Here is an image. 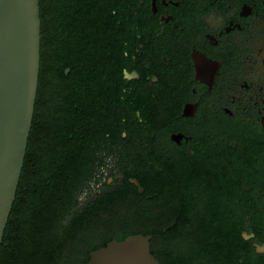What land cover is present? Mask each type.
I'll list each match as a JSON object with an SVG mask.
<instances>
[{
  "label": "flooded vegetation",
  "instance_id": "1",
  "mask_svg": "<svg viewBox=\"0 0 264 264\" xmlns=\"http://www.w3.org/2000/svg\"><path fill=\"white\" fill-rule=\"evenodd\" d=\"M42 28L30 195L69 182L47 208L85 227L179 259L207 226L202 256L264 264V0H44Z\"/></svg>",
  "mask_w": 264,
  "mask_h": 264
},
{
  "label": "water",
  "instance_id": "2",
  "mask_svg": "<svg viewBox=\"0 0 264 264\" xmlns=\"http://www.w3.org/2000/svg\"><path fill=\"white\" fill-rule=\"evenodd\" d=\"M40 0H0V245L17 197L41 70ZM151 235L112 241L87 264H161Z\"/></svg>",
  "mask_w": 264,
  "mask_h": 264
},
{
  "label": "trees",
  "instance_id": "3",
  "mask_svg": "<svg viewBox=\"0 0 264 264\" xmlns=\"http://www.w3.org/2000/svg\"><path fill=\"white\" fill-rule=\"evenodd\" d=\"M40 7L43 23L44 0H40ZM43 66L44 50L41 46V69ZM29 173L30 164L27 154L16 201L0 245V264H87L92 252L107 246L112 241H123L137 234L147 236L150 233L146 228L136 226L94 228L99 230L101 235L103 234L102 240L97 245L84 248L87 239L97 237V234L92 231L93 228L81 224L82 218L79 219L80 215L78 216L76 211H70V194L62 197L66 200L64 201L66 206L62 210L55 207L50 211L47 208L55 204V195L50 193H56L54 190L49 193L47 188L61 189L65 184L60 186L59 183L54 182L47 187L44 181L39 180L36 191L38 196L33 198L29 189L34 179ZM67 184L68 186H65L70 189V183ZM66 216L72 219H66L64 222ZM177 230L169 229V235L165 239H176ZM152 233L157 236L159 231L154 229ZM209 233L208 227L204 226L195 229L190 235H185L187 237L184 239H195L196 244L201 245L200 255L180 256L179 259H174L170 245L166 246V257L158 254L156 249H152V253L161 264H221L220 258L209 259L202 256L206 244L201 239H212ZM156 240L154 239V242Z\"/></svg>",
  "mask_w": 264,
  "mask_h": 264
},
{
  "label": "rangeland",
  "instance_id": "4",
  "mask_svg": "<svg viewBox=\"0 0 264 264\" xmlns=\"http://www.w3.org/2000/svg\"><path fill=\"white\" fill-rule=\"evenodd\" d=\"M134 227V226H133ZM146 229H147V227H145ZM95 230H96V232H95ZM93 229L92 231H94V233H96L97 234V237L95 236V237H90L89 239H87V242H86V244H84L83 245V247L84 248H88V247H92V246H94V245H97V244H99L100 243V241L102 240V236H103V234L101 235L100 234V231L99 230H97V229ZM91 231V232H92ZM100 234V235H99ZM99 235V236H98ZM87 245V246H86ZM154 247H155V249L156 250H158V245H157V242H155L154 243Z\"/></svg>",
  "mask_w": 264,
  "mask_h": 264
}]
</instances>
